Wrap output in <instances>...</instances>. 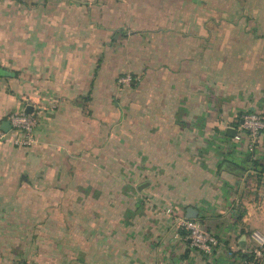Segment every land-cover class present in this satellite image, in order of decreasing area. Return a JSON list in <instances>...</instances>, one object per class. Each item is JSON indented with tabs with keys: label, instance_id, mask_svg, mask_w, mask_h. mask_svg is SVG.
Segmentation results:
<instances>
[{
	"label": "crops",
	"instance_id": "1",
	"mask_svg": "<svg viewBox=\"0 0 264 264\" xmlns=\"http://www.w3.org/2000/svg\"><path fill=\"white\" fill-rule=\"evenodd\" d=\"M191 3L0 0V69L12 72L0 76V264H17L25 221L26 264H252L264 133L249 148L242 117L264 118V0H200L182 17ZM194 43L202 57L181 48ZM126 70L135 87L117 85ZM27 105L35 140L17 148L1 122ZM90 193L92 231L44 229L57 241L39 246L34 224ZM188 207L216 239L210 254L177 226Z\"/></svg>",
	"mask_w": 264,
	"mask_h": 264
},
{
	"label": "rangeland",
	"instance_id": "2",
	"mask_svg": "<svg viewBox=\"0 0 264 264\" xmlns=\"http://www.w3.org/2000/svg\"><path fill=\"white\" fill-rule=\"evenodd\" d=\"M191 2H192L191 4H189V5L187 4L185 6L182 17L184 15L187 18L190 11H192L193 13H195L196 11H200V9H201L200 0H191ZM209 23H210L209 27L211 29H213L215 27V25L211 22H209ZM192 28H193L192 29L193 36H196V34L198 35L200 33V27H199V25H196L195 20H194ZM177 34H179V33H177ZM208 34H209V37H211L210 31ZM175 38L176 37L174 35L171 38H169L168 42H169L170 52H172L171 49L174 46L173 43H174ZM184 45L185 44H183L181 46V48L186 47V49L188 51H191V52L187 53V55H189V56L191 55V57H202V54L199 51L200 50L199 44L195 45V43H194V47H191L189 44H187L186 46H184ZM212 48H213V46H212ZM173 50H177V52H178V49H176V46H174ZM162 51L163 50H161V52ZM192 51H193V53H192ZM129 74L133 75V74H135V72L131 71V70H128V71L126 70V71L120 73L117 77V82H116L117 85H119L121 87H129L130 81L127 84L121 83L119 81L120 78L125 77L126 75H129ZM136 75H137V73H136ZM135 176H137V175H135ZM142 177H143L142 180H144L145 178H146V180H149V181L153 180V175L151 173H147V174H145V176H142ZM73 195H74L73 197H76L77 194L75 191H74ZM65 201H66L65 202V208H61V207L58 209L51 208V213H50L51 215H49V216L50 217L53 216L54 220L52 222L47 223L46 227H45V225H42L39 222L34 224L36 226L35 227L36 233L38 235H40V237L38 239H36L38 241L37 243L39 244V246H42V245L51 246L49 248H52L53 245H55L56 241H57V239H53L52 236H48V235H50L49 233H47L48 235L43 234V232H45L44 229L45 230H51V229L56 230V229H63L64 228L63 230L66 229L69 231H81V230L92 231V193L81 196L80 199L77 198V200L74 201L75 203L72 202V197L66 198ZM38 206L39 205L25 206L24 208H25L26 213L22 212V215L18 214V216L20 218H26V220H28L31 217V215L33 216L35 214V211L37 212L41 208ZM63 210H64V212H63ZM166 212L169 213V210L167 209ZM55 217H57V218H55ZM30 224H31L30 222H26V221L19 223V225L21 227H19V229H18L17 241H16V246H17L16 248L18 251L16 253V261H18L17 264H20L21 261H24V249H25V247H24V238L22 236V233H24V230H22V227L26 226V225H30ZM26 233H30V231H26ZM81 241L83 243H85V245L89 244L88 241H91V244H92V236H91L90 240L82 238ZM72 243H74V238L66 239L65 244L72 245ZM83 243H81V244H83ZM7 256H6V259H7ZM37 256L40 257L39 255H37ZM43 256H47V255H43ZM6 261L13 263L12 252L9 255V260L7 259ZM262 264H264V256L262 257Z\"/></svg>",
	"mask_w": 264,
	"mask_h": 264
},
{
	"label": "built area",
	"instance_id": "3",
	"mask_svg": "<svg viewBox=\"0 0 264 264\" xmlns=\"http://www.w3.org/2000/svg\"><path fill=\"white\" fill-rule=\"evenodd\" d=\"M130 75L120 78L121 83H129ZM7 120L12 129L11 143L18 148H26L34 143V128L36 126V117L32 113H26L24 110L13 111L8 114ZM242 127L247 130L252 148L254 140L259 133H264V118L256 113H249L242 117ZM1 137V135H0ZM178 228L184 230L185 237L189 240L192 247L202 252L210 254L216 245L215 237L204 230L196 221L188 218H179L177 220ZM255 241V247L251 253L253 255L252 264L260 262L264 253V236L258 231L251 233Z\"/></svg>",
	"mask_w": 264,
	"mask_h": 264
},
{
	"label": "water",
	"instance_id": "4",
	"mask_svg": "<svg viewBox=\"0 0 264 264\" xmlns=\"http://www.w3.org/2000/svg\"><path fill=\"white\" fill-rule=\"evenodd\" d=\"M24 111L26 113H32V107L30 105H27L24 108ZM9 129H10V123H9L8 120H5V121L1 122V130L2 131L7 132ZM229 130H231V129L230 128L226 129V131H229ZM185 217L188 218V219L195 218L196 217L195 210L193 208H191V207L186 208Z\"/></svg>",
	"mask_w": 264,
	"mask_h": 264
},
{
	"label": "trees",
	"instance_id": "5",
	"mask_svg": "<svg viewBox=\"0 0 264 264\" xmlns=\"http://www.w3.org/2000/svg\"><path fill=\"white\" fill-rule=\"evenodd\" d=\"M192 37H193V40L195 39L194 41H196V38L197 39L200 38L199 35L192 36ZM0 72H1V74H3V75H0V76H4V77L9 76V74L12 73L11 71H8L6 69H0ZM130 77H131V80H130V84L129 85L131 87H135L137 85V80L135 79V76L134 75H130ZM252 259H253V255H252V253H250V256L248 257V260H250L252 262ZM20 264H26V263L24 261H21ZM254 264H262V261H260V262H254Z\"/></svg>",
	"mask_w": 264,
	"mask_h": 264
}]
</instances>
